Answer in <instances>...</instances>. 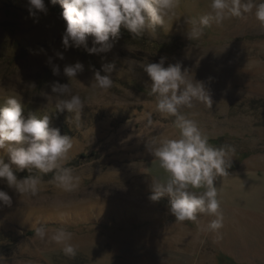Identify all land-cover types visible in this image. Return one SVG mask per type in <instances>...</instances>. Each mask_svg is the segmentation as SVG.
<instances>
[{
    "label": "rangeland",
    "instance_id": "1",
    "mask_svg": "<svg viewBox=\"0 0 264 264\" xmlns=\"http://www.w3.org/2000/svg\"><path fill=\"white\" fill-rule=\"evenodd\" d=\"M44 2L47 12L32 16L27 0H0V106L13 96L21 100L26 117L49 114L52 126L72 137L66 166L80 181L67 192L53 179H43L38 194L30 196L0 180V189L13 201L11 207L0 208V264H231L224 253L236 257L242 249L228 242L244 241L241 227L259 225V220L247 222L242 214L228 213V200L246 209L264 203V190L253 204L246 195L250 186L243 181L260 179V188L264 186V26L249 13L244 19L212 24L191 40L190 20L207 14L210 0H179L175 16L157 26L155 35L146 32L133 39L122 27L111 51L90 55L83 47L64 49L62 6ZM41 48L45 51L39 52ZM161 56L167 57L165 66L181 63L188 79L202 82L212 99L211 108L194 101L181 114L197 122L210 145L235 149L228 175L214 181L223 214L218 232L207 230L213 216L177 221L167 196L157 202L149 199L151 180L166 177L149 151L151 142L180 135L175 117L155 110L143 71L144 64ZM48 57L60 75L52 74ZM77 61L84 71L69 80L63 68ZM106 62L116 65L110 74L113 86L93 91V73L104 75L101 64ZM56 81L69 83L73 94L84 99L79 126L72 113L55 109L50 85ZM4 160L8 162L6 153ZM12 167L18 179L39 175L35 169ZM37 224L49 236L61 227L70 231L75 258L65 256L62 246L47 237L37 238Z\"/></svg>",
    "mask_w": 264,
    "mask_h": 264
},
{
    "label": "clouds",
    "instance_id": "2",
    "mask_svg": "<svg viewBox=\"0 0 264 264\" xmlns=\"http://www.w3.org/2000/svg\"><path fill=\"white\" fill-rule=\"evenodd\" d=\"M29 13L47 12L44 0H27ZM52 5L62 6V18L66 28L61 42L65 50L80 48L90 55H99L112 50L126 29L133 39L142 38L146 32L155 35L157 26L175 16L179 0H49ZM209 11L190 20L191 29L187 36L191 40L199 39L207 27L222 24L232 18H246L253 13L261 26H264V0H210ZM91 38V46H89ZM43 48L39 52H44ZM58 59H64L62 52H56ZM161 56L158 62L146 63L143 71L150 80V95L155 96V110L174 116V125L179 129L176 139L161 138L151 142L150 152L166 173L165 178H153L150 183L149 199L159 201L167 196L170 213L177 221H196L197 214L213 216L207 230L218 232L223 227V214L220 211L217 188L214 181L228 175L231 167L230 153L235 149L229 145L215 147L208 143V136L202 133L197 122L181 114L182 107L192 108L193 102L212 106L209 91L202 82L188 79L181 63H169ZM54 76L60 75L58 65L47 58ZM101 71L93 73L90 87L93 91L108 90L113 86L111 73L116 70L115 62L101 64ZM84 71L82 62L66 65L63 74L76 79ZM195 81V80H194ZM51 93L55 95V109L72 113L75 123H81V112L85 107L84 99L73 94L69 83L53 82ZM150 125L151 114L147 117ZM73 140L67 134H61L58 127L52 126L49 114L42 117L23 114L20 99L8 96L0 106V180L19 194L36 196L40 190L43 176L53 173L52 179L62 190L71 192L79 185L80 178L73 169L67 167ZM7 154L8 162L4 160ZM29 172L35 169L39 175H28L18 179L13 167ZM202 189V190H201ZM12 197L0 189V208L11 207ZM35 236L40 240L46 237L62 246L61 251L69 258H75L77 248L72 241V233L61 227L49 236L45 227L37 224Z\"/></svg>",
    "mask_w": 264,
    "mask_h": 264
},
{
    "label": "crops",
    "instance_id": "3",
    "mask_svg": "<svg viewBox=\"0 0 264 264\" xmlns=\"http://www.w3.org/2000/svg\"><path fill=\"white\" fill-rule=\"evenodd\" d=\"M243 181H244V185L250 186L249 190L251 192H249L246 195H249L252 198L253 204H256V201L258 200L257 196H261V193L259 191L264 190V186L263 189L260 188L261 180L250 179ZM248 181L249 183H247ZM235 197L236 195H234V200H236ZM239 209H241V211ZM227 212L228 213L232 212L233 214L237 213L238 215L242 214L239 217H242L244 221L247 222L251 218H258L259 225L250 226L251 224H249L248 227H245L247 225L244 224L243 225L244 227H241L242 230H240V233H244V241L228 242L233 244L236 248L242 249V252L238 253L236 257L233 253H228V254L224 253L225 254L224 256H226L231 261V264H264V203L263 204L259 203V205L256 206L255 208L250 207L246 209L245 207L241 208L239 204L232 203V200H228ZM238 215H233V216H238ZM218 251L221 254L220 249ZM217 256H218V252H217ZM217 256H215L214 258H216ZM238 256H240L241 258H238ZM218 258H221V255H219ZM216 264L219 263L217 262Z\"/></svg>",
    "mask_w": 264,
    "mask_h": 264
},
{
    "label": "trees",
    "instance_id": "4",
    "mask_svg": "<svg viewBox=\"0 0 264 264\" xmlns=\"http://www.w3.org/2000/svg\"><path fill=\"white\" fill-rule=\"evenodd\" d=\"M52 177H53V173H48L47 175L43 176V179H52Z\"/></svg>",
    "mask_w": 264,
    "mask_h": 264
}]
</instances>
